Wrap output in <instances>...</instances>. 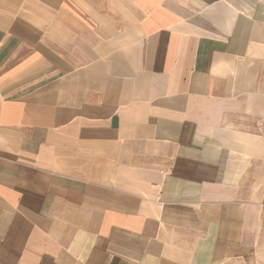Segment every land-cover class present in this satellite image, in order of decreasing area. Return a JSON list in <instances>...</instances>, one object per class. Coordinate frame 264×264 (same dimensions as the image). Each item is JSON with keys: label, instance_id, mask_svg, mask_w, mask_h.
I'll return each instance as SVG.
<instances>
[{"label": "crops", "instance_id": "crops-1", "mask_svg": "<svg viewBox=\"0 0 264 264\" xmlns=\"http://www.w3.org/2000/svg\"><path fill=\"white\" fill-rule=\"evenodd\" d=\"M0 264H264V0H0Z\"/></svg>", "mask_w": 264, "mask_h": 264}]
</instances>
